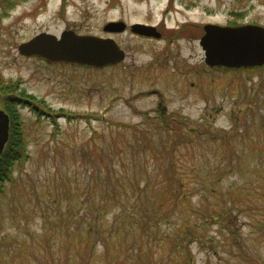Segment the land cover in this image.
Wrapping results in <instances>:
<instances>
[{"label": "rangeland", "instance_id": "rangeland-1", "mask_svg": "<svg viewBox=\"0 0 264 264\" xmlns=\"http://www.w3.org/2000/svg\"><path fill=\"white\" fill-rule=\"evenodd\" d=\"M112 20L124 21L127 29L105 32L103 27ZM134 22L158 25L162 38L132 34L128 27ZM205 23L264 27V0H0V101L7 105L9 98H21L28 104L21 107L14 101L10 109L18 113V126L30 154L25 162L15 163L13 179L5 182L0 193V264L82 263L73 251H58L57 226L52 223L58 201L65 197L62 186L87 181L90 164L82 161L81 155L94 146H106L113 138L119 145L130 143L129 131L146 129L154 144L150 150L165 140L157 127L168 118L178 121L183 117L194 126L205 119L213 127L229 128L235 124L230 117L236 114L242 117L236 122L240 128L253 124L247 99L250 93L257 96L256 91L264 97V88L257 89L264 80V70L232 73L209 67L199 44ZM65 29L112 37L125 51V58L96 69L47 64L18 51L21 42L39 32L59 35ZM60 113L88 115L91 124L82 117L68 121ZM262 115L264 106L257 112L255 123ZM107 122L130 127L123 129L128 131L126 135H116L110 133ZM95 129L101 137L89 141ZM259 143L264 147V135ZM245 151L243 157H233L236 165L238 159L245 160L244 172L233 171L224 183L249 187L240 193L256 198L260 187L254 190L255 184L249 185L256 180L254 155L247 147ZM260 163L264 176V156ZM150 164L154 165L152 158ZM197 197L193 195L191 201ZM66 205L64 200L61 209ZM79 207L82 211L86 205ZM224 207L232 205L226 202ZM238 208L236 225L230 227L229 222L217 220L200 226L204 241L182 244L180 236L179 247L174 238L183 224L180 217L198 221L199 213L185 214L177 209L156 233L173 240L149 238L144 246L147 254L139 257L134 252L129 256L130 264H264L261 208ZM101 251L96 246L88 260L97 262Z\"/></svg>", "mask_w": 264, "mask_h": 264}, {"label": "trees", "instance_id": "trees-1", "mask_svg": "<svg viewBox=\"0 0 264 264\" xmlns=\"http://www.w3.org/2000/svg\"><path fill=\"white\" fill-rule=\"evenodd\" d=\"M226 70L250 73L264 70V66ZM261 88H264V80L257 86V89ZM256 92L257 96L250 93L247 99L251 107L248 114L253 124L241 125L240 128L236 122L242 117L236 114L230 117L235 124L229 128L213 127L205 119L194 126L183 117L178 121L168 118L160 121V127H157L160 129L158 135L165 140L150 147V150L148 147L153 144L150 142V130L140 129L137 132L133 129L129 131L133 142L119 145L113 138L109 143L111 147H108L109 144L94 146L91 152L81 155L82 161L85 159L90 164L87 171L89 177L83 184L75 182L74 186H62L63 201L66 200L68 206L62 210L63 201H58L60 206L55 213L56 220L54 223L49 221L57 226V233H54L57 235L58 251H73L81 264H130L129 256L134 252L139 257L147 254L144 246H147L149 238L173 240L166 234L157 237L156 233L161 230L162 222H170L169 214L177 209L185 214L199 215L198 221L186 215L180 217L183 224L179 225V233L174 238L176 246L180 236L182 244L193 240L203 242L205 237L200 233V226L217 220L229 222L230 227L236 225L235 210L240 211L238 207L246 209L254 205L261 208L263 221L260 220V225L264 226V183H258L264 181L263 163H260L264 147L259 143L264 135V116L255 123L257 112L264 106V97ZM10 113L9 139L0 154V193L5 189V182L12 181L15 163L25 162L30 156L18 126V113L11 109ZM80 117L91 124L88 115L79 114ZM72 119L77 118L67 117L68 121ZM106 127L110 133L126 135L128 131L123 129L130 125L107 122ZM120 128L121 131H118ZM100 137L95 129L89 141ZM126 145L131 148H126ZM246 147L248 153L254 155L252 172L257 180L250 181L249 185L255 184L253 189L260 187L257 189L261 190L256 198L252 197L254 194L240 193L249 187H234L231 183L225 186L224 183L233 171L244 172L245 160L241 158L239 162L238 159L236 165L233 157L247 154ZM182 149L184 152H181ZM151 158L154 165L150 164ZM196 194L198 197L192 202ZM225 201L232 207L225 208ZM83 204L86 208L80 211L79 206ZM48 218L45 216V219ZM96 246H100L102 251L97 262L92 263L88 259L94 256L91 250H95ZM89 248L90 252L85 251Z\"/></svg>", "mask_w": 264, "mask_h": 264}, {"label": "water", "instance_id": "water-1", "mask_svg": "<svg viewBox=\"0 0 264 264\" xmlns=\"http://www.w3.org/2000/svg\"><path fill=\"white\" fill-rule=\"evenodd\" d=\"M124 21H109L106 32L124 31ZM199 44L204 51V61L210 67L247 68L264 65V27L258 24L237 26L205 23ZM134 33L160 37L156 27L142 22L130 25ZM20 54L40 56L49 62L77 63L102 67L123 60L125 52L112 37L78 34L71 29L60 36L40 32L18 46ZM9 135V116L0 110V154Z\"/></svg>", "mask_w": 264, "mask_h": 264}, {"label": "flooded vegetation", "instance_id": "flooded-vegetation-1", "mask_svg": "<svg viewBox=\"0 0 264 264\" xmlns=\"http://www.w3.org/2000/svg\"><path fill=\"white\" fill-rule=\"evenodd\" d=\"M157 27V30L159 31V28H158V25L156 26ZM160 32V31H159ZM161 36H162V33H161ZM25 56V55H24ZM27 57H37V58H39L40 60H42V61H45V63H47V64H61V65H73V66H80V65H78V64H71V63H65V62H55V63H52V62H49V61H47L46 59H44V58H42V57H40V56H27ZM2 87H1V85H0V99H2L1 98V96H3L2 95ZM5 98H7V97H5ZM8 99V98H7ZM3 100V99H2ZM14 101H15V103H17V104H20L21 105V107H25L26 105H28L25 101H23V99H21V98H19V99H13V98H9L7 101H6V103H7V105L6 104H4V102H1L0 101V110H3L8 116H9V118H10V106H15L14 105ZM11 103V104H10ZM59 116H65V114L64 113H60V115Z\"/></svg>", "mask_w": 264, "mask_h": 264}]
</instances>
